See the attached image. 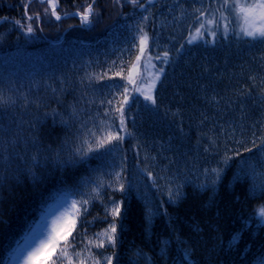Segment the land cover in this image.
Listing matches in <instances>:
<instances>
[{
	"label": "trees",
	"instance_id": "trees-1",
	"mask_svg": "<svg viewBox=\"0 0 264 264\" xmlns=\"http://www.w3.org/2000/svg\"><path fill=\"white\" fill-rule=\"evenodd\" d=\"M55 1L59 20L49 3L0 0V96L9 101L0 107V127L9 130L0 145V157L8 156L0 159V264L16 263L32 224L47 211L82 199L90 201L87 211L77 204L71 235L60 242L75 238L81 256L73 255L71 264H92L83 249L89 240L98 243L94 234L113 221L115 247L91 246L97 256L115 252L112 264H264V218L258 214L264 204V146L252 144L264 136V42L238 37L226 10L233 21L226 36L221 24L214 43L207 33L189 44L200 15L195 10L208 16L220 0H141L144 8L127 0H95L90 23L80 13L93 0ZM140 27L149 37V55L169 54L155 91L156 110H145L148 102L130 91L131 136L111 154L100 149L76 164L57 163L58 153L62 161L73 156L82 121L91 127L109 120V106L101 101L127 84L116 73L123 67L126 76L136 62ZM96 75L103 79H89ZM73 109L77 116L69 126L53 119V110L68 120ZM226 152L232 159L225 167ZM121 164L127 191L106 183L96 199L98 178L112 179L109 174ZM145 167L165 178L157 179L159 189L141 172ZM215 167L224 169L219 182L198 187L206 183L203 170ZM166 181L181 186L176 203L168 200ZM112 201L121 204L117 217L105 213Z\"/></svg>",
	"mask_w": 264,
	"mask_h": 264
},
{
	"label": "snow or ice",
	"instance_id": "snow-or-ice-1",
	"mask_svg": "<svg viewBox=\"0 0 264 264\" xmlns=\"http://www.w3.org/2000/svg\"><path fill=\"white\" fill-rule=\"evenodd\" d=\"M41 4L50 3L52 9V15L56 16V19L59 20L60 16L56 15L55 9L57 4L55 0H39ZM95 0H93V3ZM116 3H121V0H115ZM151 0H149V3ZM28 3H31V0H28ZM127 3L131 4L134 8H144V3L141 0H127ZM27 7V5H26ZM228 10L231 14L235 17L236 23L238 25L239 31L237 33L238 37H247L251 38L252 40H260L264 42V0H220V7H218L215 12H219V17L215 15V12L210 13L208 16H205V11H201L200 9H196V12H199L200 15L196 17L197 26L195 27L194 31L189 33L188 43L191 44L198 39H203L205 36V32L208 33L213 38V43L215 42V37L217 36V29L221 27L223 28V33L225 36L231 30L230 25L232 24V20L229 16L225 15V11ZM45 13L48 12V8L44 9ZM93 6L89 4L86 10L83 13H80L81 19L83 23H90L89 17L93 14ZM201 17H204L202 20ZM33 16H27L29 21L33 20ZM35 18H39L38 14ZM7 20V18H4ZM147 20L148 17L145 16L143 18ZM15 24L19 25L20 27H25L21 21L17 20L14 22ZM26 31L28 33L33 32V27L31 23H29L26 27ZM140 35L139 39V55L136 56V62L131 63L127 67V75L124 76L122 73L124 72V68H121L120 72H117V76H121L122 79L127 81V84L132 85L133 87L131 90L125 85L119 86L123 90L120 91L119 88L115 91V94L111 99L102 100L101 104H107L109 106L108 109L105 110V115L109 118V120H100L99 123H92L91 127H88V121H82L80 129H78V140L79 142L74 146L72 149L73 156L70 157L67 161H62L60 159L59 153L57 154L56 161L57 163L61 164H76L79 161L85 159L89 153H96L99 152L100 149H104L106 153L111 154L114 152L119 144L124 141L125 135L131 136L132 133L128 131L127 128V114H126V106L128 105L129 101V94L131 92H137L144 97V100L148 102L145 106V110L147 111H155L157 107V101L155 96L151 94V90L155 88L156 82L160 79V74L163 72V69H159L156 73L152 75L150 80L146 79L143 75L138 72L140 67V61L143 56L146 54V47L148 46V35L144 32V29L140 27L139 29ZM133 47H137L136 44H133ZM183 45H181V48ZM168 52L165 51L163 53V57L160 54L155 56V59L161 60L163 59L164 62L168 60ZM152 57L148 55L147 63L145 64V69L147 65L151 63ZM115 65V62H113ZM153 67H155L153 65ZM106 76L107 73H104ZM137 77L139 78V83H137ZM103 79V76L96 75L94 77H89V79ZM254 79V77L252 78ZM264 92V89H262ZM122 98V99H120ZM9 101L8 99L0 96V107L7 104ZM47 115V114H46ZM53 119L55 120L56 117H60V122L64 124L66 127L69 126V120H73L77 116V112L75 109L69 114L68 120H65L60 113L53 110L52 112ZM94 121V118H91ZM118 120V124L116 121ZM111 121V122H109ZM23 123V121H21ZM20 124H17V128L19 129ZM9 130L3 127H0V145H5L7 141L3 139L4 135L8 134ZM255 135V134H254ZM259 140V144H257L256 139L252 141L253 147L261 148L264 146V136H260L257 138ZM13 144H16V141H12ZM35 143V141H33ZM214 143V141H213ZM6 151V148L3 149ZM209 149L205 148L207 152ZM252 148H246L245 151L252 152ZM235 155H240L239 151L234 153ZM18 155V154H17ZM74 157H78L79 160L75 159ZM23 159V157H20ZM2 161L6 162L8 160L7 155H3L0 157ZM32 159L35 161L37 160L36 156H33ZM145 159H148L145 156ZM154 160L155 157H152ZM232 159V156L228 155L227 152L222 157V163L226 167L228 162ZM222 167H215L211 169H204L203 175L206 178L205 184H200L198 187L204 188L207 186L208 183L215 185L219 182L221 178V174L223 172ZM141 172L147 174V176L152 180V186L157 187L158 189L161 187L157 183V179H165L164 177H155L153 176L152 172L148 170L147 167L142 168ZM124 166L121 164L119 171H114L109 175L112 179L105 181L101 176L98 178L96 182V186L92 188V192L96 193L95 198H100V189H102L105 184L110 188H115L118 186V190L121 192H126L127 188L124 182ZM164 188L167 189L166 195L168 196V200L171 203H176L182 196L180 191L181 186H176L173 188L172 183L170 181H166ZM90 201L87 199H82L81 201H73L72 207L76 208L77 204H79L80 208H83V211H87L86 205ZM68 209H66V212ZM79 212V209H77ZM105 213L111 214L113 217H117L121 213V204L120 202L112 201V207L109 209L107 206L105 207ZM258 214L264 218V204L260 205L258 209ZM65 213H62L61 216L63 217ZM152 215L151 209H148V218L150 219ZM61 217H57L53 223V230L47 233H32L30 238L25 241V245L21 249V259L25 261V264H33V262L41 256H44L45 259L43 260V264H64L65 260L68 261V264L72 262V256L79 258L81 256V252L75 251V238L72 241H69L62 246L60 245V230L56 227L57 223L60 221ZM116 223L113 221L107 229H104L101 232L95 233V243L93 240H89L88 245H85L84 251H87L89 254V258L92 260V264H112L113 257L116 255L115 252L112 255L104 256L100 254L97 256L91 252V246L96 248H103L105 244L111 245L113 248L117 243V236H116ZM67 235H71V231H68ZM59 247V252H56V249ZM72 248L73 252L70 254L69 249ZM55 256V259L52 257Z\"/></svg>",
	"mask_w": 264,
	"mask_h": 264
},
{
	"label": "rangeland",
	"instance_id": "rangeland-1",
	"mask_svg": "<svg viewBox=\"0 0 264 264\" xmlns=\"http://www.w3.org/2000/svg\"><path fill=\"white\" fill-rule=\"evenodd\" d=\"M55 3L57 4V2L55 1ZM50 4V3H49ZM51 6V4H50ZM56 8H59V5H57ZM56 12V9H55ZM56 18V16H55ZM91 18V16L89 17V19ZM235 20V17L233 18ZM236 21V20H235ZM207 36V32H205V36L204 38H206ZM203 38V39H204ZM148 44H149V37H148ZM148 52L146 51L145 56H143L141 58L140 61V67L138 69V72L143 75L146 79L150 80L152 78V75L154 73H156L159 69H163V72L160 74V79L156 82V86L154 89L151 90V94L155 96V91L157 88L158 83L160 82L163 73H164V65L165 62L163 61V63L161 64L158 60H155L152 56V60L151 63L147 65V68L145 69V64L147 63V57H148ZM153 65L155 67H153ZM137 83H139V78L137 77ZM133 87V86H132ZM136 95L142 97L144 99V97L142 95H140L139 93L135 92ZM66 209H68V211L66 212ZM65 213V215L62 217L61 214ZM57 217H61L60 221L57 223L56 227L59 228L60 230V242L67 238L69 235H67L68 231H72V227L74 225V222L76 220L75 217V210L72 207L71 203L69 202H62L58 205H56L55 207H53L50 211H47L44 215V217L38 222V223H34L32 224L31 227H33V230L31 233H29V235L26 237L25 240H28L30 238V235L32 233H47V232H51L53 230V221L57 219ZM25 245V243H24ZM45 259L44 256L38 257L33 264H41V261ZM15 264H25V261L23 259H21V254L19 259L16 261Z\"/></svg>",
	"mask_w": 264,
	"mask_h": 264
},
{
	"label": "water",
	"instance_id": "water-1",
	"mask_svg": "<svg viewBox=\"0 0 264 264\" xmlns=\"http://www.w3.org/2000/svg\"><path fill=\"white\" fill-rule=\"evenodd\" d=\"M94 3H92V6H93Z\"/></svg>",
	"mask_w": 264,
	"mask_h": 264
}]
</instances>
